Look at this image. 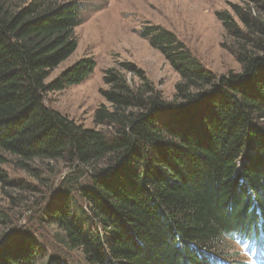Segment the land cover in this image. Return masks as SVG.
I'll return each mask as SVG.
<instances>
[{
    "label": "trees",
    "instance_id": "trees-1",
    "mask_svg": "<svg viewBox=\"0 0 264 264\" xmlns=\"http://www.w3.org/2000/svg\"><path fill=\"white\" fill-rule=\"evenodd\" d=\"M27 1L0 0V185L43 195L50 164L71 171L40 212L58 247L84 264H225L226 239L264 236V0L217 14L239 74L217 77L173 32L143 28L180 76L175 100L121 63L91 129L46 104L95 71L85 57L47 82L77 50L82 5ZM13 228L0 211V264H65L37 229Z\"/></svg>",
    "mask_w": 264,
    "mask_h": 264
},
{
    "label": "rangeland",
    "instance_id": "rangeland-1",
    "mask_svg": "<svg viewBox=\"0 0 264 264\" xmlns=\"http://www.w3.org/2000/svg\"><path fill=\"white\" fill-rule=\"evenodd\" d=\"M76 1L82 5V22L75 30L78 38L77 50L51 74L47 82H51L62 71L85 57L94 59L96 68L82 84L48 94L46 104L87 129L94 128L95 111L104 104V73L108 69H119L121 63H133L153 82L166 101L175 100V88L180 76L165 58L141 37V31L145 27H161L173 32L201 65L217 77L241 72L237 60L223 48L227 34L217 14L225 10L231 11L232 5H239L242 0ZM48 167L51 169L43 176L50 183L49 188L44 189L48 192L43 195L24 193L0 185V211L10 216L14 222L13 229L19 228L22 233L30 228L37 229L38 237H44H39L41 245L54 247L51 251L53 261L84 264L77 253H68L64 248L58 247L53 239L55 232L43 226L41 209L51 197L57 195L53 189H58L64 179L72 174L56 163ZM10 173L15 179L32 182L24 173ZM48 193L47 201L44 202L43 197ZM226 245L230 250L224 255L225 264H264V236L248 240L226 239ZM66 254L68 260H65Z\"/></svg>",
    "mask_w": 264,
    "mask_h": 264
}]
</instances>
